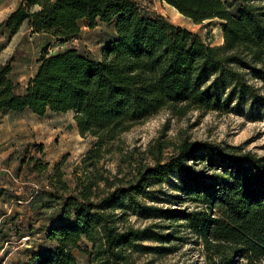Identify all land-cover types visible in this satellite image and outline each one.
<instances>
[{
    "label": "trees",
    "instance_id": "1",
    "mask_svg": "<svg viewBox=\"0 0 264 264\" xmlns=\"http://www.w3.org/2000/svg\"><path fill=\"white\" fill-rule=\"evenodd\" d=\"M160 1L195 24L223 21V44L210 46L163 16H144L136 0H21L0 24L9 39L27 24L66 46L55 54L41 51L24 94L12 78L14 57L0 61V116L73 113L80 135L96 139L76 168L75 188L60 163L49 176L44 194L62 208L47 233L57 247L31 264H79L75 251L90 264H136L142 254L177 252L173 243L184 241L177 227L202 247L204 260L196 264H264V156L185 139L166 158L168 147L157 143L153 163L133 169V157L117 145L164 110L178 117L200 111L263 121L264 0H240L235 12L222 0ZM81 22L90 29L114 23L116 36L100 60L71 46L81 39ZM115 152L124 154L127 169L106 175L100 164ZM46 168L37 161L33 166L36 172ZM174 175L180 181L170 194L164 187ZM31 193L29 203L41 188L35 185ZM186 203L193 208L177 207ZM132 216L153 223L135 227Z\"/></svg>",
    "mask_w": 264,
    "mask_h": 264
},
{
    "label": "rangeland",
    "instance_id": "2",
    "mask_svg": "<svg viewBox=\"0 0 264 264\" xmlns=\"http://www.w3.org/2000/svg\"><path fill=\"white\" fill-rule=\"evenodd\" d=\"M141 12L146 17L163 16L176 26L183 27L198 35L210 46L223 44V24L220 19L206 20L195 24L181 15L176 9L160 0H136ZM232 4V12L240 5V0H222ZM19 0H0V22L15 8ZM82 36L71 46L80 53L101 58V51L115 36L114 23H98L90 29L81 22ZM8 44L7 47H3ZM70 46V45H69ZM46 48L50 54L64 50L61 46L44 35L34 34L25 24L13 38L0 36V61L10 58L13 63V79L19 83V91L25 88L28 79L34 75L38 67L41 51ZM0 126V262L5 264H31L35 255L53 251L57 245L48 241L47 233L59 222L61 204L51 201L44 194L49 188V176L56 164H61L64 180L73 189L76 186L75 171L82 159L94 146L96 139L82 137L78 131L73 113H47L39 117L29 111L22 114L10 113L5 116ZM207 141L223 145L240 146L244 151L264 156V120L248 121L241 114L222 115L218 112L192 111L183 117L173 115L164 110L156 116L134 126L123 134L117 144L125 149L123 152L133 157V169L139 165L153 163L152 147L161 142L166 145L163 157L174 151V146L181 141ZM42 147V148H40ZM122 153H113L105 157L100 166L113 176L118 171H126L127 162ZM34 159V160H33ZM48 168L41 172L33 170L36 163ZM9 171V172H8ZM179 176L174 175L164 187L167 193H174V185L179 183ZM35 185L41 193L32 202L29 201ZM163 207H174L164 205ZM177 207H191L188 203ZM130 223L135 227H145L153 222H143L131 217ZM168 225V222H165ZM177 227L180 223H174ZM177 237L184 241H175L177 252L156 256L142 254L136 258V264H196L203 258L202 247L194 244L191 235L184 228ZM166 230L165 233H168ZM28 237L25 242L22 239ZM7 241L9 245H7ZM22 241V242H21ZM144 245H157L145 242ZM6 249L3 253L2 247ZM75 256L79 264H90V258L78 251Z\"/></svg>",
    "mask_w": 264,
    "mask_h": 264
},
{
    "label": "crops",
    "instance_id": "3",
    "mask_svg": "<svg viewBox=\"0 0 264 264\" xmlns=\"http://www.w3.org/2000/svg\"><path fill=\"white\" fill-rule=\"evenodd\" d=\"M20 2H21V0H19V3L15 6V8H13L9 13H8V15L0 22V24L14 11V10H16V8L18 7V5L20 4ZM23 28V27H22ZM17 35V34H16ZM15 35V36H16ZM0 36L3 38V39H5V37H6V35L0 30ZM14 36V37H15ZM48 37V36H47ZM13 38V37H12ZM49 38H51V37H49ZM8 46V44H5L3 47H7ZM101 53H102V51H101ZM101 58H99L98 60H100ZM2 62V61H1ZM37 70V69H36ZM35 73H36V71H35ZM34 73V74H35ZM34 75H32L29 79H28V82H29V80L33 77ZM12 77H13V73H12ZM14 80V79H13ZM28 82H27V84H28ZM18 83V82H17ZM19 84V83H18ZM27 84H26V86H27ZM26 86H25V88H26ZM25 88H23L21 91H19V89H18V94H24V92H25ZM10 113H7V114H2L1 116H0V121L5 117V116H8ZM2 125V121H1V124H0V126Z\"/></svg>",
    "mask_w": 264,
    "mask_h": 264
},
{
    "label": "built area",
    "instance_id": "4",
    "mask_svg": "<svg viewBox=\"0 0 264 264\" xmlns=\"http://www.w3.org/2000/svg\"><path fill=\"white\" fill-rule=\"evenodd\" d=\"M77 41H78V40H75L74 43L77 42ZM8 172H9V171H8ZM22 240L25 241V242H27V241H28V238L26 237V238H23ZM21 242H22V241H21ZM7 245H9V243H7ZM4 251H5V249L2 250V253H3ZM0 256H1V255H0ZM0 264H5V262L1 261Z\"/></svg>",
    "mask_w": 264,
    "mask_h": 264
}]
</instances>
